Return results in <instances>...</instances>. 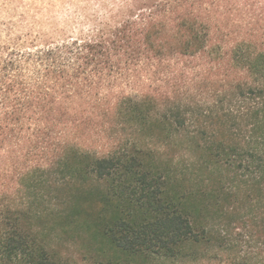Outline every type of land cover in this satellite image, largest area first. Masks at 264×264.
Returning a JSON list of instances; mask_svg holds the SVG:
<instances>
[{
  "label": "trees",
  "instance_id": "1",
  "mask_svg": "<svg viewBox=\"0 0 264 264\" xmlns=\"http://www.w3.org/2000/svg\"><path fill=\"white\" fill-rule=\"evenodd\" d=\"M230 2L0 39V264H211L237 229L264 245V0Z\"/></svg>",
  "mask_w": 264,
  "mask_h": 264
},
{
  "label": "rangeland",
  "instance_id": "2",
  "mask_svg": "<svg viewBox=\"0 0 264 264\" xmlns=\"http://www.w3.org/2000/svg\"><path fill=\"white\" fill-rule=\"evenodd\" d=\"M155 1L0 0V39H5L9 34L22 38L43 34L51 41L60 40L65 36H76L78 32L85 33L102 22L126 19L138 8ZM233 3L234 0H231L229 5ZM152 82L158 84L156 80ZM89 145L97 150L103 146L99 141H93ZM239 232L241 230L237 229L233 236L241 239V250L238 248L240 252L220 254L211 264H229L226 260L228 256L233 259L236 255L244 254L251 256L254 260L264 261V245L251 237L242 239Z\"/></svg>",
  "mask_w": 264,
  "mask_h": 264
}]
</instances>
